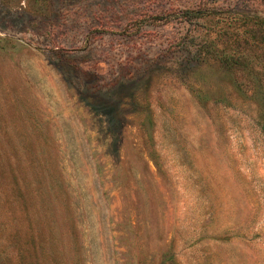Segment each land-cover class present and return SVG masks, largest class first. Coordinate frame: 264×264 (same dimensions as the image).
Here are the masks:
<instances>
[{"label":"rangeland","instance_id":"374dc122","mask_svg":"<svg viewBox=\"0 0 264 264\" xmlns=\"http://www.w3.org/2000/svg\"><path fill=\"white\" fill-rule=\"evenodd\" d=\"M0 264H264V0H0Z\"/></svg>","mask_w":264,"mask_h":264},{"label":"trees","instance_id":"16d2710c","mask_svg":"<svg viewBox=\"0 0 264 264\" xmlns=\"http://www.w3.org/2000/svg\"><path fill=\"white\" fill-rule=\"evenodd\" d=\"M197 13L198 12L192 13L190 11H184L183 12L184 17L187 20L191 17L195 18L196 16H198ZM247 24L251 27L248 30V32H249L248 36L250 35L248 38H249L250 42H256L257 37H255V35L257 36V31H258V29L260 30V27L262 26V22L260 20H258V21L257 20L256 21L255 20L254 21L248 20ZM203 36H204L203 37L204 39L202 40L201 48H203L204 54L206 53V51L212 52V51L216 50L219 45H220V47H223V42L221 40V36L215 34V36L213 38L207 39L208 38V32H205ZM259 42H261V40H259ZM234 46L237 48L239 47V44L237 41L234 44ZM219 52L221 53V50ZM220 56H221V54H220ZM222 58L223 57H219L218 60L221 62ZM235 64H236V62H235Z\"/></svg>","mask_w":264,"mask_h":264}]
</instances>
